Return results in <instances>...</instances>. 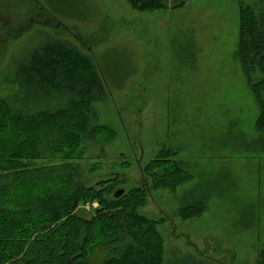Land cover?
<instances>
[{
    "label": "rangeland",
    "instance_id": "1",
    "mask_svg": "<svg viewBox=\"0 0 264 264\" xmlns=\"http://www.w3.org/2000/svg\"><path fill=\"white\" fill-rule=\"evenodd\" d=\"M240 7L258 19L264 0H187L143 12L127 0H0V99L30 114L69 104L64 90L15 80L19 63L50 40L93 60L105 92L86 121L114 135L104 145L86 139L83 157L71 161L73 181L112 179L110 191L101 185L106 199L145 187L137 211L155 222L163 264H255L264 247V136L255 128L264 106L237 55ZM250 77L263 75L256 68ZM164 151L172 161L152 171L176 167L185 181L153 188L142 170ZM99 258L95 251L90 260Z\"/></svg>",
    "mask_w": 264,
    "mask_h": 264
},
{
    "label": "trees",
    "instance_id": "2",
    "mask_svg": "<svg viewBox=\"0 0 264 264\" xmlns=\"http://www.w3.org/2000/svg\"><path fill=\"white\" fill-rule=\"evenodd\" d=\"M186 1L127 3L143 12L177 9ZM259 17L249 7L239 8L237 55L251 92L264 106V7ZM256 68L263 77L253 82ZM15 80L29 89L64 90L72 99L65 108L31 114L0 99V264H163L155 222L137 211L147 202L145 187L106 199L101 185L108 184L110 191L112 179L96 186L73 181L71 161L83 157L86 139L104 145L114 135L86 121L90 104L101 101L105 92L93 60L65 40L53 39L19 63ZM255 128L264 136L263 107ZM169 152L142 170L152 178L153 188H174L185 181L176 167L152 171L154 165L172 161ZM37 161L53 164L35 167ZM193 205L181 209V216ZM95 251L100 258L90 260ZM255 264H264V247Z\"/></svg>",
    "mask_w": 264,
    "mask_h": 264
},
{
    "label": "water",
    "instance_id": "3",
    "mask_svg": "<svg viewBox=\"0 0 264 264\" xmlns=\"http://www.w3.org/2000/svg\"><path fill=\"white\" fill-rule=\"evenodd\" d=\"M123 193H124V189H120V190H118V191H116V192L114 193V197H115V198H118V197L121 196Z\"/></svg>",
    "mask_w": 264,
    "mask_h": 264
}]
</instances>
